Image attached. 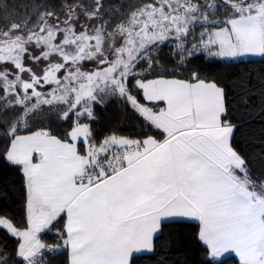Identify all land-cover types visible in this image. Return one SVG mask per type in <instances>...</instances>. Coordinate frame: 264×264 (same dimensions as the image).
I'll return each mask as SVG.
<instances>
[{
    "label": "snow or ice",
    "instance_id": "snow-or-ice-1",
    "mask_svg": "<svg viewBox=\"0 0 264 264\" xmlns=\"http://www.w3.org/2000/svg\"><path fill=\"white\" fill-rule=\"evenodd\" d=\"M22 12L0 4V156L25 187L23 226L0 214L15 264H46L60 246L41 234L53 229L69 264H130L173 218L197 223L213 262L233 252L239 264H264V172L232 144L224 87L195 70L147 78L164 46L177 66L201 53L264 55V0H136L119 10L110 0H40ZM110 98L162 138L112 129L97 138L95 108ZM47 114L71 121L62 138L32 130ZM0 264L12 260L0 254Z\"/></svg>",
    "mask_w": 264,
    "mask_h": 264
},
{
    "label": "trees",
    "instance_id": "trees-1",
    "mask_svg": "<svg viewBox=\"0 0 264 264\" xmlns=\"http://www.w3.org/2000/svg\"><path fill=\"white\" fill-rule=\"evenodd\" d=\"M40 0H0V4L24 5L38 3ZM114 9L121 4L134 3L136 0H110ZM223 16V11L219 13ZM199 29H197L198 31ZM169 47L164 46L159 52V64L154 67L148 79L157 74L172 75L188 79L195 70L209 81H215L224 87L227 93L228 118L235 126L232 144L242 154L255 174L264 172V56L261 59L241 61H217L203 53L194 56L190 63L177 66L169 55ZM146 67V65H143ZM163 102L158 104L161 107ZM97 122L91 127L97 138L108 130H118L132 138L155 135L162 138L157 130L142 127V120L120 99L110 98L104 106L95 108ZM71 121L57 119L54 114H47L38 120L32 130H48L52 135L62 138L69 130ZM23 135L30 134L22 131ZM0 133V153L7 144ZM0 214L12 217L14 222L23 226L25 212L24 178L19 166H14L0 156ZM57 228L62 229V224ZM198 225L192 221H164L160 232L153 238V251L148 254H135L130 264H239L235 256H228L213 262L205 246L196 238ZM42 242L57 250L45 253L46 264H68V251L63 247L62 239L56 229L41 234ZM17 241L0 230V254L11 258L15 264Z\"/></svg>",
    "mask_w": 264,
    "mask_h": 264
},
{
    "label": "crops",
    "instance_id": "crops-1",
    "mask_svg": "<svg viewBox=\"0 0 264 264\" xmlns=\"http://www.w3.org/2000/svg\"><path fill=\"white\" fill-rule=\"evenodd\" d=\"M161 107H164V104H163ZM37 159H38V156H37L36 154H34V156H33V160H34V162H35ZM25 212H26V208H25ZM171 220L190 221V220H188V219H182V218H173V219H168V220H165V221H171ZM192 222H194V221H192ZM159 232H160V231H158V232L154 235V237H155ZM154 237H153V238H154ZM67 251H68V264H69V259H70V249L67 248ZM152 251H153V250H152ZM152 251H142V252H138V253H133V255H135V254H148V253H150V252H152ZM133 255H132V256H133ZM228 256H235V257L238 259V261H239V257L236 256L235 253H233V252L225 253V254H224L223 256H221L218 260L223 259V258L228 257Z\"/></svg>",
    "mask_w": 264,
    "mask_h": 264
},
{
    "label": "rangeland",
    "instance_id": "rangeland-1",
    "mask_svg": "<svg viewBox=\"0 0 264 264\" xmlns=\"http://www.w3.org/2000/svg\"><path fill=\"white\" fill-rule=\"evenodd\" d=\"M263 56L264 55H260V54H248L235 59H224V58H215V57H212V59L217 61H241V60L261 59Z\"/></svg>",
    "mask_w": 264,
    "mask_h": 264
}]
</instances>
